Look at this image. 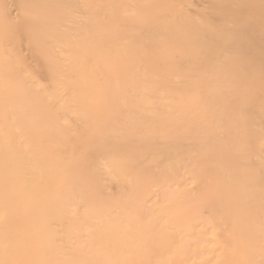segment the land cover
Returning a JSON list of instances; mask_svg holds the SVG:
<instances>
[{
	"label": "bare ground",
	"instance_id": "1",
	"mask_svg": "<svg viewBox=\"0 0 264 264\" xmlns=\"http://www.w3.org/2000/svg\"><path fill=\"white\" fill-rule=\"evenodd\" d=\"M0 259L264 264V0H0Z\"/></svg>",
	"mask_w": 264,
	"mask_h": 264
},
{
	"label": "snow or ice",
	"instance_id": "2",
	"mask_svg": "<svg viewBox=\"0 0 264 264\" xmlns=\"http://www.w3.org/2000/svg\"><path fill=\"white\" fill-rule=\"evenodd\" d=\"M0 264H26L24 261H14L9 259H0Z\"/></svg>",
	"mask_w": 264,
	"mask_h": 264
}]
</instances>
